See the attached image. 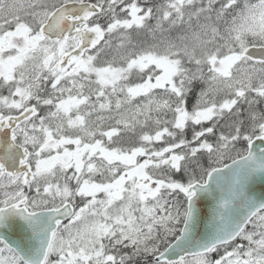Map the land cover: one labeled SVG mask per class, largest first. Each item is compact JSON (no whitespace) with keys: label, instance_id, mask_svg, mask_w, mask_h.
Masks as SVG:
<instances>
[{"label":"snow or ice","instance_id":"6c2138e0","mask_svg":"<svg viewBox=\"0 0 264 264\" xmlns=\"http://www.w3.org/2000/svg\"><path fill=\"white\" fill-rule=\"evenodd\" d=\"M0 264H264V0H0Z\"/></svg>","mask_w":264,"mask_h":264}]
</instances>
